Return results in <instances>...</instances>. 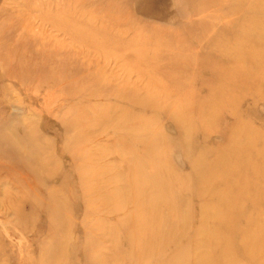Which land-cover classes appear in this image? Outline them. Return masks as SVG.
<instances>
[{
  "label": "rangeland",
  "instance_id": "1",
  "mask_svg": "<svg viewBox=\"0 0 264 264\" xmlns=\"http://www.w3.org/2000/svg\"><path fill=\"white\" fill-rule=\"evenodd\" d=\"M0 264H264V0H0Z\"/></svg>",
  "mask_w": 264,
  "mask_h": 264
},
{
  "label": "bare ground",
  "instance_id": "2",
  "mask_svg": "<svg viewBox=\"0 0 264 264\" xmlns=\"http://www.w3.org/2000/svg\"><path fill=\"white\" fill-rule=\"evenodd\" d=\"M234 72H236V71H234ZM235 74H237V73H235ZM241 74H242V73H241ZM241 74H240V73L237 74L238 78H234L235 81L239 82V81L242 79ZM229 78H230V77H229ZM231 79H233V78H231ZM231 79H230V82H228V81L225 80V83L233 84V82L231 81ZM238 80H239V81H238ZM229 84H227V85H228V86H232V85H229ZM233 85H234V84H233ZM223 97H224V99H225V101H224L225 103L223 104V107H226V106L228 105V101H227V100H228L229 95L226 94V95H224ZM234 101H235V100H234ZM223 107H222V108H223ZM217 115H219V113H218ZM219 117H221V115H220ZM4 155H5V154H4ZM5 156H6V155H5Z\"/></svg>",
  "mask_w": 264,
  "mask_h": 264
}]
</instances>
